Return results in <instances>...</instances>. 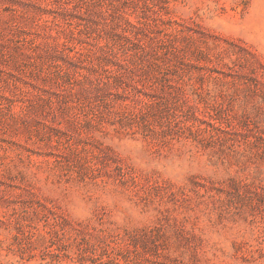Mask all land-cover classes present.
<instances>
[{
  "label": "rangeland",
  "instance_id": "obj_1",
  "mask_svg": "<svg viewBox=\"0 0 264 264\" xmlns=\"http://www.w3.org/2000/svg\"><path fill=\"white\" fill-rule=\"evenodd\" d=\"M0 264H264V0H0Z\"/></svg>",
  "mask_w": 264,
  "mask_h": 264
}]
</instances>
